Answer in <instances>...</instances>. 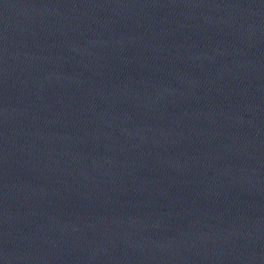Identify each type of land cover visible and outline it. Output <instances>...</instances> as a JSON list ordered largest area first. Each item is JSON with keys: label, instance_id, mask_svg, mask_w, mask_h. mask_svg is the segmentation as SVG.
Returning a JSON list of instances; mask_svg holds the SVG:
<instances>
[{"label": "water", "instance_id": "95a60500", "mask_svg": "<svg viewBox=\"0 0 264 264\" xmlns=\"http://www.w3.org/2000/svg\"><path fill=\"white\" fill-rule=\"evenodd\" d=\"M124 264H264V100L202 182Z\"/></svg>", "mask_w": 264, "mask_h": 264}]
</instances>
